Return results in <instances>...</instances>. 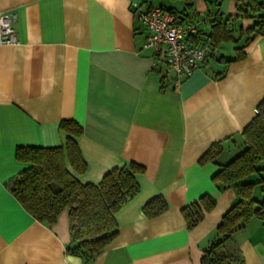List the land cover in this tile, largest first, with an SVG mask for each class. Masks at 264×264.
Wrapping results in <instances>:
<instances>
[{
  "label": "crops",
  "instance_id": "1",
  "mask_svg": "<svg viewBox=\"0 0 264 264\" xmlns=\"http://www.w3.org/2000/svg\"><path fill=\"white\" fill-rule=\"evenodd\" d=\"M236 0H0V12L17 14L16 45H0V264H83L70 252L69 210L52 224L33 219L7 185L30 165L18 147L65 144L59 124L81 129L77 145L87 168L82 185L133 163L137 195L114 216L117 235L92 264H200L216 241V228L237 198L213 177L242 152L241 133L264 99V36L249 43L245 57L229 64L240 47ZM172 9L180 25L194 24L206 44L212 15L229 18L236 43H223L206 64L174 87L172 73L146 47L139 11ZM207 45V44H206ZM229 47V51L226 49ZM227 50V52L225 51ZM219 143L216 163L199 164ZM264 181V173L242 182ZM215 201L206 212L201 198ZM257 201L264 194L255 189ZM154 198L166 210L149 217ZM203 218L188 230L183 210ZM227 249L241 264H264V219L253 218L233 233Z\"/></svg>",
  "mask_w": 264,
  "mask_h": 264
},
{
  "label": "trees",
  "instance_id": "2",
  "mask_svg": "<svg viewBox=\"0 0 264 264\" xmlns=\"http://www.w3.org/2000/svg\"><path fill=\"white\" fill-rule=\"evenodd\" d=\"M181 1L191 8L192 0ZM239 19L250 20L252 24L246 30H238L239 39L244 38L240 47L234 48L232 60H219L229 64L245 57L246 46L260 36H264V0H236ZM175 15L176 23L182 13L164 9ZM207 46L214 49L223 43H236L230 19H222L215 12L212 15ZM180 21V22H179ZM212 57L213 54L209 53ZM60 130L65 133L64 146L54 148L18 147L16 159L30 167L8 183L11 195L24 210L37 222L49 225L55 222L65 209L69 210V229L72 240L70 252L81 258L83 264H92L116 237L115 214L139 192L135 176L143 169L133 163L121 169L107 172L97 185H82L77 175L85 172L77 138L82 129L73 121H61ZM242 152L231 162L221 166L213 181L222 185L221 189L234 187L237 198L231 208L222 216L216 228L217 239L204 252L200 264H241L239 255L227 249L233 233L251 219H264V200L257 201L254 192L257 187L264 194V181L256 183L242 182L253 174L264 173V99L256 108L255 117L241 133ZM223 150L219 143L213 144L199 160V164L216 163ZM204 209L209 212L215 201L201 198ZM163 199L154 198L148 202L144 211L149 217H155L166 210ZM183 218L188 230L194 228L203 218V213L195 206L183 210Z\"/></svg>",
  "mask_w": 264,
  "mask_h": 264
},
{
  "label": "built area",
  "instance_id": "3",
  "mask_svg": "<svg viewBox=\"0 0 264 264\" xmlns=\"http://www.w3.org/2000/svg\"><path fill=\"white\" fill-rule=\"evenodd\" d=\"M17 14L0 12V45H16ZM139 24L146 31V47L153 50L157 62L172 73L179 87L194 71L209 60L207 45L199 43L194 24L176 23L175 15L161 8L139 11Z\"/></svg>",
  "mask_w": 264,
  "mask_h": 264
},
{
  "label": "rangeland",
  "instance_id": "4",
  "mask_svg": "<svg viewBox=\"0 0 264 264\" xmlns=\"http://www.w3.org/2000/svg\"><path fill=\"white\" fill-rule=\"evenodd\" d=\"M226 49L229 51V47H226ZM225 49V51L227 52V50Z\"/></svg>",
  "mask_w": 264,
  "mask_h": 264
}]
</instances>
